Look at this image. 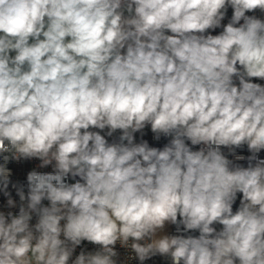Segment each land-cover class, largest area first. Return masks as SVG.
<instances>
[{
  "label": "clouds",
  "instance_id": "1",
  "mask_svg": "<svg viewBox=\"0 0 264 264\" xmlns=\"http://www.w3.org/2000/svg\"><path fill=\"white\" fill-rule=\"evenodd\" d=\"M257 10L264 0H0V192L9 209L10 184L19 197L18 213L0 211V264H125L117 243L139 264H264ZM149 126L162 148L136 142ZM32 159L53 170L29 171L25 192L8 164Z\"/></svg>",
  "mask_w": 264,
  "mask_h": 264
},
{
  "label": "built area",
  "instance_id": "2",
  "mask_svg": "<svg viewBox=\"0 0 264 264\" xmlns=\"http://www.w3.org/2000/svg\"><path fill=\"white\" fill-rule=\"evenodd\" d=\"M247 14L248 15H256L257 17L264 19V13H261L258 10L255 13H247ZM231 16H232V9L229 6V8L227 10L226 17L222 21V24H227L228 21L231 19ZM222 30H223L222 28H217L215 30H209V32L212 35H217ZM252 82L260 83V84L264 85V80H259L257 78H253ZM237 83H238V81H237ZM93 130L99 131L97 129H93ZM101 134L103 135L104 132H101ZM119 135H120V131L118 130L117 133L114 134V137H108L107 139L109 140V142H112V140L115 137H118ZM135 136H136V142H140L141 139H146V140H148L150 146L158 147V148H162L166 143H168V140L170 139V138L161 137V139L158 140V141L154 140L153 139V134L150 131V126H149V128L145 129V135L143 137H141L140 133H136ZM198 147L199 146H195L194 150L198 149ZM225 151H227V150L225 149ZM238 153L242 154V155H245V156L250 154V153L247 152L246 147L243 150H238ZM260 155H261L262 158H264V152H262ZM39 163H40V161L37 160V159H32V160H27V161L22 160L20 162H16V161L10 162L8 164V167L11 169V172H12V176H11L12 182L24 185V190H25V192H27V180H26V177H27V173L29 171L35 169V170L41 171V172H51L53 170L51 165L48 166V167H45V168H39L38 167ZM239 163L244 164V166H247L246 161H240ZM69 182H74V181L69 180ZM9 191L11 192L12 198L17 202V207L14 208V209H9L7 207V199L8 198L6 196H4L3 192H0V211H4L5 213H7L8 211H12L14 213H18V210H19V197L16 194V190L14 188H12L11 184L9 185ZM241 197H242V194H238L237 201L233 205V211L234 212L239 207V201H240ZM43 203L45 205L48 204L47 201H44ZM35 222H36V218L34 217L31 223L34 224ZM215 227L217 228V230H219L222 226L215 225ZM165 234H169V235L177 234L176 231H175V226L174 225H169L167 227V229H166ZM188 234L195 235V236L199 235L198 232H190ZM80 247L84 248L87 251H95L98 248V246L92 245V244L88 243L87 241L83 242V244ZM116 250L120 254L119 255V261H124L125 264H139V261L137 259H131V260L127 259L128 256L131 254L130 250L121 247L119 243H117V245H116ZM79 251H80V248H77L76 254H79ZM162 259L167 261V264H170L169 260H166L164 258H162ZM144 264H157V259H156V257H154L151 260L145 261Z\"/></svg>",
  "mask_w": 264,
  "mask_h": 264
},
{
  "label": "rangeland",
  "instance_id": "3",
  "mask_svg": "<svg viewBox=\"0 0 264 264\" xmlns=\"http://www.w3.org/2000/svg\"><path fill=\"white\" fill-rule=\"evenodd\" d=\"M168 227V226H167ZM166 227V229H167ZM166 229H165V232H166ZM163 257H159L157 256L156 259H157V264H167V261L163 260L162 259Z\"/></svg>",
  "mask_w": 264,
  "mask_h": 264
}]
</instances>
